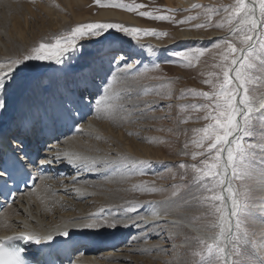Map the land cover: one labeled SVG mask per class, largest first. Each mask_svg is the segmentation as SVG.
<instances>
[{
  "label": "snow or ice",
  "instance_id": "1",
  "mask_svg": "<svg viewBox=\"0 0 264 264\" xmlns=\"http://www.w3.org/2000/svg\"><path fill=\"white\" fill-rule=\"evenodd\" d=\"M95 3L134 12L153 21L188 24L200 18L190 15L175 21L172 15L155 14L173 9L138 11L146 5L126 4L122 0H108V3L95 0ZM192 7L205 8L204 22L195 24V29L215 27L226 35L210 38L208 47L172 52L178 60L162 61L192 67L214 49L219 58L213 65L218 71L210 72L211 78L204 80L210 91L189 90L204 99L191 107L203 111L205 123L193 130L195 137L191 144L197 150L189 153V143L183 146V155H190L193 161L178 165L183 170L181 180L186 181L184 195L174 185L176 190L171 198L153 207L149 216L139 215L137 204L129 202L123 211L136 216L117 214L109 218L95 213L57 224L46 233L23 223V230L0 237V264H40L36 259L38 253L30 252L29 245L52 247L57 236L70 238L85 230L100 234L101 230L139 227L141 223L145 228L169 224L181 229L167 239L174 241L177 236H183L181 247L185 249L186 264H264V230L258 235L252 228L257 201L251 183L257 169L264 179V0H233L219 7L201 4ZM213 15L221 17L215 24L211 22ZM167 35L154 28L123 23H78L35 42L24 54L0 63V183L6 187L9 181L15 182L20 171L32 179L30 166L36 169L48 166L50 170L54 164L76 171L99 172L103 166L115 168L121 175H146L143 166L150 161L128 155H118L115 160L101 159L58 145L60 135H66L63 129L80 132L85 128L80 120L85 119V110L93 112V104L95 118L120 120L133 115L147 117L148 112L160 107L151 101L130 102L141 94H150L147 86H143L142 92L136 89L141 87V78L160 69V63L139 67L142 61L133 59L134 54L123 48L114 49L107 58L99 55L82 61L87 45H101L105 41L124 43L125 37L139 44L143 37L159 39ZM147 47L154 50L155 46ZM97 78H100L99 87ZM117 84L121 85L119 89L115 87ZM161 87L170 89L171 82ZM87 127H92L91 122ZM137 190L143 189L137 186ZM148 190L157 191L154 187ZM259 203L264 205V199ZM260 211L264 212V207ZM172 216L176 218L169 220ZM6 241H19L23 246H9ZM69 264H73L71 259Z\"/></svg>",
  "mask_w": 264,
  "mask_h": 264
},
{
  "label": "bare ground",
  "instance_id": "2",
  "mask_svg": "<svg viewBox=\"0 0 264 264\" xmlns=\"http://www.w3.org/2000/svg\"><path fill=\"white\" fill-rule=\"evenodd\" d=\"M55 1L59 10L58 8L54 10L42 2H38L39 12L34 13V9L32 11V6L29 4L16 5L11 0H0V63L24 54L33 45L34 41L27 35L32 22L31 18H42L44 13H47L50 19L55 22L56 27L71 22L68 17L70 15L67 16L66 14L67 11L71 12L72 19L78 23L87 20H100L141 26L138 19L127 12L113 9H102L95 15L82 12L83 9L87 8L89 0ZM166 2L179 9L203 3L204 0H166ZM48 21L47 23L51 24ZM43 25L45 26V24ZM221 35H225V33L213 31L210 35L204 36L190 29H180L164 41L147 38L140 41L139 44L133 43L130 45L123 43L121 45L120 41H116L114 44L106 41L100 49L93 52V56L84 59V61L99 55L107 58L111 56L114 49L126 47L130 50L125 48L124 51L133 53V59L139 62L142 57L148 56L145 53V45L148 43L155 46L154 49L162 54L175 46L187 44L192 40L202 42ZM141 45L144 47H141ZM54 67L57 68V66ZM99 85L100 78H97V87ZM95 91L96 89L93 90L94 94ZM92 107L95 109L94 104ZM85 111L87 113L85 119L80 120L85 128L80 132L75 129L71 131L67 128L63 129L62 131L66 135H60L61 143L58 145L59 147L101 159L115 160L118 155H128L142 160H157L154 157L155 153L153 155L148 148L134 142L121 129L116 128L122 123H120L122 120L106 117L95 118L94 111L91 113ZM89 122L92 124L91 128L87 127ZM50 170H55V173L50 171L44 175H39L33 189H26L23 193L18 194L14 203L7 205L0 211V237L11 236L15 232L23 230V223H27L32 230L46 233L57 224L74 218L87 217L95 213H102L103 216L109 218L117 214L122 217L136 216V213L131 214L123 211V208L130 202L125 197L132 195L128 190L132 186L127 185L129 181L126 180V174L121 175L116 172L115 168L102 166L99 172H89L87 170L76 171L63 164H54ZM61 171H66V175H62ZM74 178L76 183H73ZM251 183L254 192L259 197L257 206L254 209L252 226L257 228L260 233L261 230H264V212L260 211V208L264 205L259 203L261 199H264V179L261 178L260 172ZM65 189H67V192ZM162 201L164 202V200ZM162 201L150 200L143 210L139 211V215L149 216L152 208L162 203ZM175 218V216H172L168 219ZM128 222L130 223V221ZM178 229L171 227L169 224H162L160 228H145V225L141 223L139 227L101 230L100 234L87 230L77 231V238L72 237L69 239L56 253V257L61 264H69L70 259L73 264H124L123 262L127 261L131 264H163L160 256L151 252H153L157 243L168 246L167 241L169 240L167 237L170 234H175ZM132 230L141 231L139 235H134L135 237L132 240L134 241V247H124L125 244L123 245V243L125 242L118 245V242H121L119 239H125ZM108 240L114 242L103 243ZM143 240H145L144 244ZM115 246L118 248H115Z\"/></svg>",
  "mask_w": 264,
  "mask_h": 264
},
{
  "label": "rangeland",
  "instance_id": "3",
  "mask_svg": "<svg viewBox=\"0 0 264 264\" xmlns=\"http://www.w3.org/2000/svg\"><path fill=\"white\" fill-rule=\"evenodd\" d=\"M11 2L16 5L29 4L32 6V11L34 9L33 11L34 13L39 12L38 2H42L44 5L54 10L58 8L57 2L55 0H40V1L11 0ZM101 2L108 3V0H101ZM122 2L126 4L136 3V4L146 5L145 8L139 9L138 11H153L154 9L157 8L162 10L173 9L175 10L173 12L161 11L155 14L172 15L174 16L175 21H181L190 15L199 16L200 18L193 20L188 24H178L170 21H153L147 18L140 17L137 13L130 12L124 9L115 8V7H100L95 3V0H89V4L87 8L83 9L82 12L85 13L87 12L88 14L91 13L92 15L97 14L102 9H113L117 11L127 12L132 16H134L135 18H137L138 21L141 23V26L138 27L154 28L159 31L167 32L168 33L167 36L158 39L163 41L172 37L174 33L180 29H190L204 36L210 35V33L213 31H221L226 35V32L224 30L217 29L215 27H208L204 29L194 28L195 24L204 22V17L202 14L205 11V8H193L191 6L189 8L178 9L169 5L168 2H166V0H122ZM232 2L233 0H204L203 3H197V4H201L204 6L211 5L214 7H219L221 5H227ZM66 14L67 16L70 15L68 17L71 19V22L65 23L61 27H56L55 22L52 21V19H50L47 13H44L43 14L44 16L42 15V18H36V19L31 18L32 24L30 23V28L28 30L27 35L32 41H34L33 44L35 42L41 41L42 39L51 38L54 34H59L60 32L68 30L70 29V27L78 24L76 20L72 19L71 12L67 11ZM47 16L51 24L47 23L48 21ZM220 19H221L220 16L213 15L211 22L212 24H215ZM42 22L43 24H45V26L42 24ZM85 22L121 23L116 21H100V20H87L80 23H85ZM125 25L133 26L127 24ZM115 35H122V34L115 33ZM222 36L224 35H221L219 37ZM147 38L157 39L152 36H147V37H143L141 41H144L143 39H147ZM133 43H136V41H132L131 38H127V37L124 38L123 44L130 45ZM120 44L122 45L121 42ZM148 45H152V44L148 43L147 45H145V53H147L148 56L142 57L141 59L142 64H139L138 66L142 67L143 65H148L149 67H151L152 64L160 63V69L158 71L153 70L152 72L146 74V77L141 78V87H138L136 89V91L142 92L143 86H147L150 94L147 96L141 94L139 99H136L134 97L133 100L130 102L142 104L143 101H151L153 102L154 105H159L160 107H158L156 111L148 112L147 117L133 115L129 119L120 121V123L121 122L122 123L116 127L121 129L124 132V134L131 140H134V142H137L139 145L148 148L153 153V155L155 153L154 157L157 158V160L146 159V161L151 162L150 164L143 166L144 171L147 173L146 175L126 174V180L129 181L127 185L132 186L128 188V190L131 192L132 195H128L125 198L126 199L128 198L130 202L136 203L138 206V211L143 210V208L150 200L157 199L159 201L160 200L166 201L167 199L171 198L172 192L176 190L173 187L174 185L177 186V188L181 191V195H184L183 185L186 183V181L181 180V176L183 175V170H181L178 167V165L182 162L192 163L193 161H191L190 155L189 156L183 155V152L185 151L183 146L185 143H189V148L187 149L189 153L197 150L195 149L194 145L191 144L192 139L195 137V133L193 132V130L202 127L205 123V121H203L202 119L203 111H197L191 107L194 104L203 103L204 99L201 97L194 96L189 90L194 89L196 91H210V87L204 83V80L211 78L209 76L210 72L218 71V69H215L213 65L219 62V58L217 56V50L214 49L213 52L207 53L205 56L201 57L199 62H194L192 67H184L179 63H162V61L164 60H178V58L172 56V52L174 51L184 50L185 48L188 47H208L210 46V40H206L202 42L198 40H192L189 41L187 44L175 46L162 54L158 53V50L156 49L150 50L147 47ZM102 46L103 44L101 45L89 44L88 48L86 47L83 50V56L81 58L82 61H84V59L89 58L90 56H93L94 55L93 52H95V50L97 49H100V47ZM121 48L125 50L126 47H121ZM60 67L61 66H57V69ZM152 77H159V78L153 79ZM169 81L171 82L170 89H167L166 87H161L162 85H167ZM115 87L119 89L121 85L117 84L115 85ZM155 91H159L162 94L161 95L152 94ZM182 93H184L183 98L181 96ZM169 104L171 105V108L167 107V105ZM181 106H187V107L182 110ZM161 117L164 118L161 119ZM258 172H260V169H257V174ZM66 173H67L66 171L65 172L61 171L62 175H66ZM137 186H141L143 190H137ZM152 187L156 188L157 191L151 192L148 190ZM253 196L255 197L256 201H258L259 197H257V194L254 191H253ZM252 228L259 235V230L253 226ZM179 232H181V229H178L176 233ZM139 233H141L140 230H132L131 232H129V235H127L125 239H119L121 242H118V245L125 242L123 243V245L125 244L124 247L126 248L134 247L133 246L134 241L132 240L134 239L135 236H137V234L139 235ZM128 238H130L129 241ZM107 242L109 241H106L105 243ZM167 242L169 243L168 246H162L160 243H157L156 244L157 246H154V250L151 253L160 256L161 258L160 260L162 261L163 264H186L187 256L185 255V249L181 247L183 243V236L182 235L177 236V238L174 241H167ZM144 243L145 240H143V244ZM117 246H115V248ZM123 263L127 264L130 262L127 261Z\"/></svg>",
  "mask_w": 264,
  "mask_h": 264
}]
</instances>
